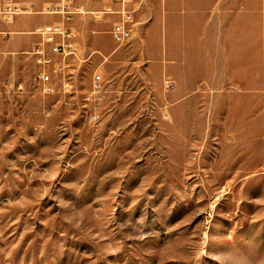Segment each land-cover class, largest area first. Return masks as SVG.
<instances>
[{
  "label": "rangeland",
  "instance_id": "1",
  "mask_svg": "<svg viewBox=\"0 0 264 264\" xmlns=\"http://www.w3.org/2000/svg\"><path fill=\"white\" fill-rule=\"evenodd\" d=\"M124 1L0 49V264H264V0Z\"/></svg>",
  "mask_w": 264,
  "mask_h": 264
},
{
  "label": "built area",
  "instance_id": "2",
  "mask_svg": "<svg viewBox=\"0 0 264 264\" xmlns=\"http://www.w3.org/2000/svg\"><path fill=\"white\" fill-rule=\"evenodd\" d=\"M118 1L122 4L121 18L114 23L110 34L112 40L120 45L127 42L132 36L129 27L132 21V12L125 10L124 0ZM43 12L57 14L62 18L60 23L37 26L34 29V34L40 36L41 43L35 45L32 54L35 56L37 64L42 67L38 71V78L45 83L50 79V73L45 68L52 67V69H56L55 56L65 57L74 54L73 31L69 24L74 15L82 14L85 11L84 6L77 4L76 0H58L57 3L46 6ZM21 13L20 7L13 0H0V21L3 23L12 22L14 17ZM61 67L59 65L57 68L60 70ZM94 78V87L98 89L100 88V76L96 75Z\"/></svg>",
  "mask_w": 264,
  "mask_h": 264
},
{
  "label": "crops",
  "instance_id": "3",
  "mask_svg": "<svg viewBox=\"0 0 264 264\" xmlns=\"http://www.w3.org/2000/svg\"><path fill=\"white\" fill-rule=\"evenodd\" d=\"M15 4L20 8H26V9H38L39 13L44 14L43 10L46 6L54 4L51 2H54L55 0H13ZM195 2L197 0H194ZM58 2V0H57ZM202 7L204 8V17H206V8L208 9L210 4L209 1L202 0ZM77 4H81L87 8H95L98 7L96 3H89L88 0H79L76 1ZM167 5L171 7L173 5V0H168ZM21 10V9H20ZM22 11V10H21ZM25 12V11H22ZM28 12V11H27ZM26 12V13H27ZM51 15V14H48ZM60 16V15H59ZM61 17V16H60ZM61 19L59 21H55L52 17H40V16H33L31 14H19L14 17L13 21L10 23H4L10 28L8 29H0V49H22V48H30L32 42L35 40V36H26L24 34H34V29L37 26H43L48 24H55L60 23ZM2 22V21H1ZM211 22L207 24V29L210 30ZM110 24H108L107 28ZM221 29V27H220ZM16 35L13 38H11V41H5L2 38L7 37V35ZM24 35V36H21ZM36 35V34H34ZM248 62H237L233 61L232 59H227L224 63V69L227 73H237L242 72L249 67ZM257 70V67H255Z\"/></svg>",
  "mask_w": 264,
  "mask_h": 264
}]
</instances>
